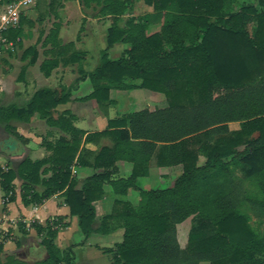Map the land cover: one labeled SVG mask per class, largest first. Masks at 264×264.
<instances>
[{
    "label": "trees",
    "instance_id": "16d2710c",
    "mask_svg": "<svg viewBox=\"0 0 264 264\" xmlns=\"http://www.w3.org/2000/svg\"><path fill=\"white\" fill-rule=\"evenodd\" d=\"M80 3L111 20L97 67L86 73L80 64V80L88 79L93 87L88 98L101 108L110 107L116 103L113 91L146 89L163 94L167 107L151 111L147 106L125 113L110 120L106 130L93 134L74 127L73 116L65 117L67 112L54 119L55 109L69 101L71 90L44 88L23 109L0 108V124L8 125L12 119L29 121L38 114L70 137L48 142L50 157L21 164L24 205L41 204L64 193L86 240L94 233L123 230L122 241L109 250L113 264H264V227L254 229L249 214L251 210L257 219L264 217V0L251 4L239 0ZM143 7L161 17L158 33L148 35L150 16L138 15ZM23 17L18 28L7 32L9 42L20 36ZM60 28L54 24L46 39L53 49L61 46ZM116 44L128 48L120 58L111 59L109 52ZM66 50L62 48L58 56ZM82 56L85 53H76L71 60L79 63ZM58 65L59 60L46 61L41 69L49 77ZM103 138H110L113 145L88 148ZM153 159L163 167H182L173 186L149 191L138 186ZM119 161L133 164L129 177L118 175ZM45 165L50 167L44 172L52 175L40 181ZM74 165L94 170L81 189L72 179ZM237 170L255 181L260 194L246 189ZM16 176L13 171L3 175L5 192L14 191ZM36 185L44 190L36 192ZM104 185L119 196H126L130 189L138 191L140 201L137 207L115 201L112 213L95 229V203L102 198ZM189 219L191 228L183 248L178 226ZM32 227L43 236L41 245L47 252L44 260L34 264H75L74 251H61L54 242L68 224L57 218ZM2 252L3 246L0 256ZM0 264L28 263L10 256Z\"/></svg>",
    "mask_w": 264,
    "mask_h": 264
},
{
    "label": "crops",
    "instance_id": "0c3cea01",
    "mask_svg": "<svg viewBox=\"0 0 264 264\" xmlns=\"http://www.w3.org/2000/svg\"><path fill=\"white\" fill-rule=\"evenodd\" d=\"M38 2L24 14L20 36L15 41H10V45L4 50L0 59V108L15 106L18 109H23L29 104L35 93L44 88L58 91L71 90L69 101L59 105L55 109L53 117L57 120L60 115L67 112L65 117L73 116L74 127L87 134H93L106 130L110 120H116L125 113H130L117 112L115 98L117 92L147 94L155 99L154 102L161 100V97L157 96L160 93L146 89L128 92L113 91L111 97L116 103L110 107L101 108L94 99H89L88 96L93 93V87L85 85L89 81L88 79L80 80V64L83 65L86 73L92 72L97 67L100 54L106 48L107 29L111 26V20L108 17L98 16V11L94 9L85 8L81 5L80 0H55L52 7H50L51 0L46 7H40ZM59 3L61 6L57 7L56 4ZM55 9H57L55 16L50 17L51 11H55ZM145 14L150 16L148 35L158 33L161 30V17L143 7V11L138 15ZM54 24L61 25L59 33L61 46L53 49L51 44L46 43V39ZM62 48L67 50L64 55L58 56ZM127 48L124 44H116L109 52L111 54V51L117 49L116 58L111 59L120 58ZM28 49H34V52L31 51L24 56ZM76 53H85L79 63L71 60ZM34 59H36L35 63H33ZM52 60H59V65L48 77L42 71L41 66L44 62ZM65 61L67 63H64ZM135 83L140 85L141 82L137 80ZM148 107L151 111L163 109L167 107V100L163 106L157 105V107L151 108V105H148ZM61 137L70 139L58 127L50 126L46 119L39 118L38 114H35L29 121L12 119L8 125L0 124V169L3 170L0 186V229L7 236L2 256H0L1 262H5L10 256L28 264L44 260L47 257V252L41 245L43 236L37 234L32 224L37 223L45 226L47 221L59 218L63 223L68 224V227L59 230L58 236L54 240L61 251L69 249L74 251L73 248L85 244L90 251L88 256V260L92 262L90 264H98L94 263L97 259L102 260L103 264H113L112 253L109 250H115L116 244L122 241L123 230L109 235L94 233L87 240L72 244V241L78 238L81 233L79 218L71 215L64 193L56 194L41 204L24 205L23 203L21 194L25 181L18 173L21 164L24 162L33 164L50 157L52 152L46 148V144L48 142L55 143ZM112 145L113 142L110 138H103L96 144L88 145V148L100 150L103 146ZM92 161L93 157L90 158V162ZM49 167V165H45L40 170V181L51 177V172H44ZM116 167L118 175L124 178L129 177L133 171V164L125 161L117 162ZM9 171L17 174L12 183L14 197L10 203L2 205L1 199L5 193L3 175ZM181 171V166L163 167L153 159L149 165L148 175L138 179V186L145 191L157 190L152 186L164 184L171 178L177 179ZM93 173L94 170L90 167L74 165L72 179L77 184L76 188L81 189L85 180ZM33 189L41 193L44 187L36 185L33 186ZM134 191L130 189L126 196H119L114 193L110 185H104L103 196L95 203L97 217L94 228H100L103 218L112 213L115 201L127 202L133 207H137L139 203L136 205L131 201V198L137 197H133ZM181 225L178 226V240L180 245L185 248L187 243L183 246L180 239ZM185 229H187L188 242L189 232L188 228Z\"/></svg>",
    "mask_w": 264,
    "mask_h": 264
},
{
    "label": "rangeland",
    "instance_id": "374dc122",
    "mask_svg": "<svg viewBox=\"0 0 264 264\" xmlns=\"http://www.w3.org/2000/svg\"><path fill=\"white\" fill-rule=\"evenodd\" d=\"M12 1L13 0H1V4L0 5L6 4V3L9 4ZM37 2H38V0H35V4ZM48 2H49V0H40L38 3H39L40 7H44V6L46 7L48 5ZM240 2L244 3V4L253 3L251 0H241ZM56 5H57V7L61 6V3L56 4ZM33 7H30V9L33 8ZM27 11H29V9ZM56 11H57V9H55V11H51L50 17L55 16ZM82 24H83V21H82ZM116 52H117V49H115L114 51H111L110 58H116V54H117ZM85 85H87L88 87L92 86L89 81H87V83ZM157 96H160L161 100H158V101L154 102L155 99L150 97L147 94H137V93L136 94H129V93L117 92V94H115V98L117 100L116 110H117L118 113H122L123 111L124 112H134V111H138L140 109L146 108L148 105H151V108H153L154 106L157 107V105H161V106L165 105L166 104V97L163 94H158ZM153 103L155 104L154 106H153ZM233 128H235V127H233ZM0 171L3 172L2 169H0ZM236 173H237L239 178L242 179L244 177L243 174L239 170H237ZM175 180L176 179L171 178L169 180H166V182L164 184L163 183L162 184H158V185L152 186V188L153 189H165V188L171 187V186L174 185ZM243 181L245 183L246 189L249 192H251L252 194H257V193L260 194V190L257 187L255 181L247 180L245 178H243ZM133 194H134L133 197H135V196H137V197L136 198H131V201H133L134 204L137 205L139 203V201H140L139 192L138 191H134ZM249 214L252 217V220L250 222H251V225L254 227V229L262 230L263 227H264V217H261V219L258 218L259 219V221H258V219H257V217H256V215H255V213L253 211L250 210ZM260 220H261L262 223H260ZM259 224H261L262 226H259ZM180 228H181L180 229L181 244L183 246H185L186 243H187V229H185V228H188V232H189L190 220H188L185 223H183ZM78 238H75L74 241H72V244L78 243V242H80L82 240L83 241L86 240L84 235L81 234V233H79V237ZM73 249H74L75 256H76V264H90V263H92V262H90L88 260V256H89V252L90 251H89V248H87L85 246V244L77 246L76 248H73ZM102 262H103L102 260L97 259L94 263L100 264Z\"/></svg>",
    "mask_w": 264,
    "mask_h": 264
},
{
    "label": "built area",
    "instance_id": "2783aa9c",
    "mask_svg": "<svg viewBox=\"0 0 264 264\" xmlns=\"http://www.w3.org/2000/svg\"><path fill=\"white\" fill-rule=\"evenodd\" d=\"M35 5V0H13L9 4L0 5V16H7V22H0V59L4 50L8 48L10 42L6 36L7 32L12 29H16L20 26L21 16L24 15L30 7ZM15 13V15H12ZM2 184V172L0 171V186ZM13 192H5L1 203L2 205H7L10 203ZM7 241V236L2 233L0 229V247L5 245Z\"/></svg>",
    "mask_w": 264,
    "mask_h": 264
},
{
    "label": "clouds",
    "instance_id": "9594fccd",
    "mask_svg": "<svg viewBox=\"0 0 264 264\" xmlns=\"http://www.w3.org/2000/svg\"><path fill=\"white\" fill-rule=\"evenodd\" d=\"M12 15H15V13H12ZM7 19V16H0V22H7Z\"/></svg>",
    "mask_w": 264,
    "mask_h": 264
}]
</instances>
